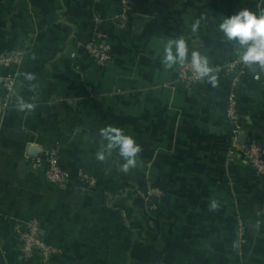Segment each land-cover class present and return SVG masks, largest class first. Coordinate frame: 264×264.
<instances>
[{
    "label": "crops",
    "instance_id": "crops-1",
    "mask_svg": "<svg viewBox=\"0 0 264 264\" xmlns=\"http://www.w3.org/2000/svg\"><path fill=\"white\" fill-rule=\"evenodd\" d=\"M129 5L122 17L120 0H0V52L25 54L0 68L15 80L12 95L0 82V264H37L13 231L32 218L55 250L48 264H264V176L231 144H264V72L230 70L239 54L218 27L243 8L264 12V0ZM92 37L109 48L104 66L77 45ZM178 38L186 59L208 58L215 87L207 77L187 85L179 63L165 65V44ZM104 126L140 144L127 172L117 149L96 158ZM55 148L70 173L64 188L44 174Z\"/></svg>",
    "mask_w": 264,
    "mask_h": 264
},
{
    "label": "built area",
    "instance_id": "built-area-1",
    "mask_svg": "<svg viewBox=\"0 0 264 264\" xmlns=\"http://www.w3.org/2000/svg\"><path fill=\"white\" fill-rule=\"evenodd\" d=\"M122 8L121 16L129 10V0H120ZM77 45L83 48L89 58L97 65L104 66L111 60L109 48L102 44L99 38L92 37L86 41H77ZM72 58L76 52L70 54ZM25 54L21 50H11L0 52V68L18 66L24 61ZM241 63L239 55L229 65L230 70H236L237 65ZM177 79L187 85L193 84L198 79L190 64V58L185 60L184 64H179L177 68ZM1 84L6 88L8 95L14 92L15 80L11 76L0 77ZM238 86V77L235 76L230 81V94L228 96V105L226 117L233 123L237 120L235 94ZM236 127L233 134H238ZM232 148L238 150L243 158L251 165L257 175L264 176V144L255 140H248L245 144L239 145L235 142L234 136L231 138ZM44 174L46 179L64 188L69 179L70 173L63 169L59 164L58 150L52 149L44 153ZM83 190H86L92 184V180L86 173H78ZM18 240V251L22 257L28 260H34L37 264H48L50 256L54 253V248L48 245L41 236V227L36 218L17 221L13 226Z\"/></svg>",
    "mask_w": 264,
    "mask_h": 264
},
{
    "label": "clouds",
    "instance_id": "clouds-1",
    "mask_svg": "<svg viewBox=\"0 0 264 264\" xmlns=\"http://www.w3.org/2000/svg\"><path fill=\"white\" fill-rule=\"evenodd\" d=\"M218 27L219 31L223 33L224 39L236 46L240 62L252 72L253 78L258 80L260 73L264 72V12L243 8L232 15H224ZM196 29L197 25L194 24L192 30L195 32ZM173 45H175V55L172 51ZM187 56V44L183 38L170 39L165 44L163 62L166 66L172 67L174 62L182 65ZM190 64L198 80L207 77V81L213 87L216 86L217 78L213 75V68L206 56L198 50H193ZM99 136L101 149L96 154L98 160H104L106 154L117 149L118 155L123 159L125 172L136 166L141 146L132 135L119 127L104 126L99 130ZM216 206L215 202L211 205L213 209Z\"/></svg>",
    "mask_w": 264,
    "mask_h": 264
}]
</instances>
